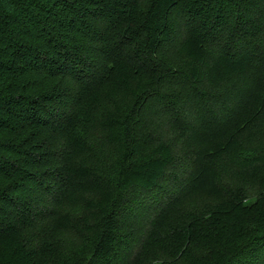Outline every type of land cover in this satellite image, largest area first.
Returning a JSON list of instances; mask_svg holds the SVG:
<instances>
[{
	"label": "trees",
	"instance_id": "trees-1",
	"mask_svg": "<svg viewBox=\"0 0 264 264\" xmlns=\"http://www.w3.org/2000/svg\"><path fill=\"white\" fill-rule=\"evenodd\" d=\"M0 264H264V0H0Z\"/></svg>",
	"mask_w": 264,
	"mask_h": 264
}]
</instances>
